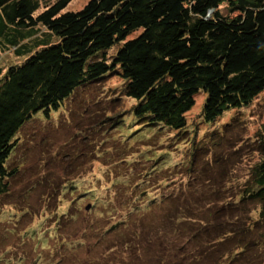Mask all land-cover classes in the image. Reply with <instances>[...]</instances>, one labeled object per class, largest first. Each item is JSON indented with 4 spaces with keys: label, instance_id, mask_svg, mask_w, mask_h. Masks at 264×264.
Segmentation results:
<instances>
[{
    "label": "trees",
    "instance_id": "trees-1",
    "mask_svg": "<svg viewBox=\"0 0 264 264\" xmlns=\"http://www.w3.org/2000/svg\"><path fill=\"white\" fill-rule=\"evenodd\" d=\"M69 1L0 0V56L10 53L18 59L0 66V198L8 195L17 172L7 164L20 142L17 132L31 120L49 122L76 90L112 76L119 82L117 94L131 104L121 112L115 107L105 112L104 122L130 114L152 135L167 134L160 140H167L165 147L170 139L176 142L171 158L179 145L182 152L161 171L157 162L162 158L149 159L151 152L161 153L157 139L147 144L144 154L141 146L120 149L127 153L124 157L96 166L102 179L95 183L119 184L117 190L124 191L119 193L123 214L100 236L112 235L113 246L107 250L117 246L138 257L142 248L153 250L157 264H264V123L250 137L239 138L232 152L212 156L209 162L203 159L209 146H220L223 134L240 122L236 115L264 95V0H88L78 11L61 12ZM199 93L204 97L199 113L204 124L234 111L221 130L209 128L199 135L198 121L189 119ZM188 123L198 125L193 135ZM243 149L250 156L242 179H227L231 158ZM136 163L150 167L135 177ZM151 178L171 189L146 199H141L147 194L144 189L136 197L131 194L148 186ZM72 182L57 188L71 191ZM95 192L92 187L76 200H64L68 208L56 222L62 220L69 232L67 224L75 216L69 208L76 210L85 196L94 209L100 208L90 210V218L116 215ZM154 209L161 213L158 219L128 231L130 219L142 221ZM57 229L36 228L21 236L10 230L18 241L34 236L44 241L53 239ZM80 243L63 240L57 248L70 251ZM20 245L26 248L24 242ZM7 250L0 248V264L22 259L15 256L19 245Z\"/></svg>",
    "mask_w": 264,
    "mask_h": 264
},
{
    "label": "rangeland",
    "instance_id": "rangeland-1",
    "mask_svg": "<svg viewBox=\"0 0 264 264\" xmlns=\"http://www.w3.org/2000/svg\"><path fill=\"white\" fill-rule=\"evenodd\" d=\"M53 1L45 0L46 3ZM87 1L70 0L61 12L78 11ZM139 32L140 30L135 31L127 38H132ZM17 61L18 59L10 53L0 56L1 67ZM118 84V80L111 76L78 89L58 113L52 115L49 122L31 120L17 132L16 136H19L20 142L7 163L9 164L8 167H15L17 172L8 184V195L0 198V248L5 246L7 251H11L19 245L20 253H16L15 256L22 257L21 260L18 258L9 264H157L152 258L155 254L153 250L146 249V252L145 248L140 249L142 251L141 257H138L134 251L125 252L117 246L111 251L107 249L113 246L112 235L107 234L103 238L100 237L108 225L123 214L124 211L120 212L119 200L124 191L120 193L117 190L121 187L119 184L111 186L108 182L95 183L97 177L102 179L96 166L104 162L116 161L118 155H120L118 160L124 157L127 153L120 151V149L133 150L139 149L141 146L143 151L140 154H144L147 150L145 149L147 144L150 145L157 139L160 147H162L160 148L161 153L154 156V153L151 152L149 159L153 158L152 161H157L162 158L157 162L161 171L169 168L171 160L176 161L178 154L182 152L179 145L178 149L173 151L175 154L171 158L170 150H174L176 142L170 139L168 148L165 147L167 140L164 142L160 140H163L167 134L161 132L152 135L149 128L143 127V123L140 121L136 122L130 114H124L122 118L104 122L105 112L114 110V107L121 112L131 104L130 101L117 94ZM203 100V94H197L189 113V119L193 120V123L198 121L197 131L199 135L209 128L221 130L222 126L226 125L234 115V111H229L214 124H204L199 117ZM116 113L115 111V116ZM195 115L197 117H194ZM236 116L240 122L223 134V138H221L223 140L219 143L220 146L214 148L209 146V153L203 158L205 161L209 162L212 156H225L228 152H232L235 147L239 146L237 144L239 138L250 137L259 125L264 123V95L257 97L247 109ZM111 117L114 116L108 115L107 118L111 119ZM119 119L122 122L120 121L113 126V123ZM196 127L189 124L187 131L190 135H193L191 131ZM95 149L97 151H94ZM110 153L115 154V156ZM238 153L237 156L239 157L234 155L231 158L230 166L227 168L229 171V178L227 179L238 177L242 179L241 177H243L242 174L250 152L248 149H243ZM67 154H69L68 157H66ZM92 154L99 156L94 157ZM246 157L247 160H245ZM236 159H240V161L235 164ZM120 167L121 172L124 171L123 166ZM148 167H150L148 164H134L132 169L135 174L133 176H140ZM212 169L211 173H214L212 175L215 178L218 177V175L216 176L218 173L217 166L212 167ZM210 170L208 168V171ZM162 177L164 176L162 175ZM155 178L149 180L148 186L133 191L131 194L136 197L144 189L147 194L144 193L141 199H146L149 195L151 197L153 195L157 197L166 195L171 188L164 181L159 182L160 180L156 181ZM178 178L180 179L181 176H177ZM201 179L204 180V176ZM109 180H112V176ZM70 181L75 182L71 183L72 186L75 185L71 191L64 192L57 188L61 183L66 186ZM92 187H95L96 195H100V198L110 203L109 207L114 208L112 212L116 215L107 218L109 220H105V214H102L103 216L94 214L95 216L90 218L91 214L87 215V213L90 210L94 213L100 208H97L98 205H96L94 209L92 200L85 196L78 200L75 205L76 210L69 208V212L74 213L75 216L74 221L67 224L70 225L68 232L63 228L62 220L61 223L56 222L58 214L68 208L64 200L67 202L71 199L76 200L82 194L85 195L84 191H88ZM85 206H89L87 210H84ZM147 213H150V216H144L142 221L130 219L127 222L128 231L138 230L140 224L143 227L148 226L149 221H155L161 214L158 209ZM51 227L58 228L54 232V238L44 241H40L35 236L18 241L16 235L10 230L16 229L18 236H21L25 232H30L31 229L43 230ZM93 228L96 230L92 231ZM98 238H100L99 241ZM105 239L107 244L102 249L101 244ZM63 240L64 244L68 241H80V247L77 246L70 251H67L63 246L57 248L58 243L63 242ZM20 242H24L26 248L24 245H20ZM41 247H44V250H41Z\"/></svg>",
    "mask_w": 264,
    "mask_h": 264
},
{
    "label": "water",
    "instance_id": "water-1",
    "mask_svg": "<svg viewBox=\"0 0 264 264\" xmlns=\"http://www.w3.org/2000/svg\"><path fill=\"white\" fill-rule=\"evenodd\" d=\"M88 207H89V206H85V207H84V210H87V209H88Z\"/></svg>",
    "mask_w": 264,
    "mask_h": 264
}]
</instances>
